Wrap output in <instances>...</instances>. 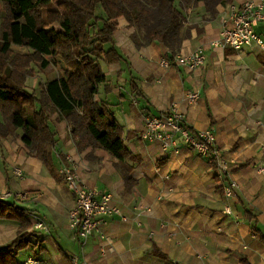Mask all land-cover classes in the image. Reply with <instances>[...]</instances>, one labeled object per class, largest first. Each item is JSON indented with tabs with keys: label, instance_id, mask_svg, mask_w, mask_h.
<instances>
[{
	"label": "crops",
	"instance_id": "crops-1",
	"mask_svg": "<svg viewBox=\"0 0 264 264\" xmlns=\"http://www.w3.org/2000/svg\"><path fill=\"white\" fill-rule=\"evenodd\" d=\"M226 4L217 5L212 17L201 1L191 6L196 12H189L184 23L189 35L175 55L202 46L204 63L196 68L173 58L162 66L167 49L156 42L136 47L130 38L134 28L123 17L116 19L113 46L121 58L100 63L105 81L95 98L110 110L128 150L138 158L127 160L133 179L129 187L114 156L99 147L78 151L68 124L57 113L50 116L57 169L63 157L84 186L110 192L123 210L125 220L113 215L102 227V243L110 251L101 254L95 235L81 240L68 228L74 197L62 177L57 179L38 158L26 154L21 131L0 140V166L8 167L7 177L0 171V190L15 185L36 196L20 206L29 210L32 224L41 222L49 229L32 225L36 241L17 253L18 264H72V256L87 264H264V168L258 170L264 158V50H233L215 43L218 14ZM255 29L264 38V25ZM189 91L197 92L195 102H187ZM172 104L189 127L213 132L214 145L229 161L230 177L238 184L234 197L224 196V181L207 156L183 142L179 150L163 152L158 142L141 139L144 117L159 115ZM13 166H19L22 178L13 175Z\"/></svg>",
	"mask_w": 264,
	"mask_h": 264
},
{
	"label": "trees",
	"instance_id": "trees-1",
	"mask_svg": "<svg viewBox=\"0 0 264 264\" xmlns=\"http://www.w3.org/2000/svg\"><path fill=\"white\" fill-rule=\"evenodd\" d=\"M1 1L6 16L0 30V140L17 136L19 129L27 153L59 179L54 160L56 138L50 124V116L57 113L68 124L76 149L99 147L114 156V165L129 187L133 179L127 160L138 158L128 150L123 130L110 110L95 98L98 86L105 81L100 60L110 63L121 58L113 46L116 19L123 17L134 28L130 38L136 47L156 42L167 49L166 56L171 58L189 35L183 7L201 1L206 14L212 17L217 5L232 0ZM59 7L65 12L59 13ZM12 45L26 50L13 52ZM55 55L66 66L65 75L45 71L50 67L47 56ZM37 71H44L45 78L28 89L27 79L36 76ZM188 130L196 135L192 127ZM60 160L65 162L63 157ZM28 214L27 208L0 197V221L16 223L14 236L0 246V264H18L17 253L36 241ZM251 228L259 230L254 222ZM260 238L264 242V236ZM154 250L164 257L157 248Z\"/></svg>",
	"mask_w": 264,
	"mask_h": 264
},
{
	"label": "built area",
	"instance_id": "built-area-1",
	"mask_svg": "<svg viewBox=\"0 0 264 264\" xmlns=\"http://www.w3.org/2000/svg\"><path fill=\"white\" fill-rule=\"evenodd\" d=\"M220 25L219 37L215 41L222 47H228L233 50L242 48H256L264 50V38L256 32L259 24L264 25V0H243L235 3L229 2L225 10L218 14ZM173 61L176 64L187 65L190 68H196L204 63V51L202 46H197L186 55H173ZM169 58L163 57L160 60L162 66L169 64ZM198 97L196 91H189L186 100L188 103L195 102ZM142 140L149 142H158L163 152L177 151L180 148V142L194 149L197 153L207 156L211 153L208 161L216 169L219 177L224 181L223 193L226 198H232L237 188L236 181L230 177L229 161L225 158L220 149L214 145V134L209 129L196 131L193 135L188 130V125L184 123L181 113L174 104L159 115H147L144 117L143 126L140 131ZM264 168V158L258 165V170ZM14 176L22 178V170L19 167L12 169ZM58 173L63 179L67 189L74 197V204L67 213V226L74 230L81 240L90 235H95L99 243V252L104 254L110 251L111 246H105L106 240L102 227L107 219L117 215L125 220L122 208L113 202L112 194L106 190H96L87 188L77 177L75 167L65 161L60 163ZM12 196L11 193L6 194ZM17 199H34L36 196L28 193L13 194ZM226 213L231 210L228 206L224 207ZM36 228L46 229L41 222L35 223ZM103 242V243H102ZM72 264H87L78 262L74 256L70 258ZM28 262L34 263L31 258Z\"/></svg>",
	"mask_w": 264,
	"mask_h": 264
},
{
	"label": "rangeland",
	"instance_id": "rangeland-1",
	"mask_svg": "<svg viewBox=\"0 0 264 264\" xmlns=\"http://www.w3.org/2000/svg\"><path fill=\"white\" fill-rule=\"evenodd\" d=\"M55 3H56V1H54V3H52V4L55 6L56 5ZM2 4L3 3L0 0V30L2 28L1 24L4 21L5 16H6V14L4 13V9H3V5ZM191 6H192V4L187 5L186 7H183L182 8V10L184 12V15H185V22L187 20V17L190 15V13L196 12L193 9L191 10ZM96 9H97V13L98 14H101L102 11H101L100 7H97ZM44 10H45L44 8L41 9V10H39V15L40 16L43 15V11ZM58 11H59V13H60V11L65 12V10L62 9V8H60V7L58 8ZM68 12L69 11H66V13H68ZM188 21H191V20H189V18H188ZM91 30H92V28H91ZM12 50H13V52H23L26 49L24 47H21V46L12 45ZM47 58L50 60V65H49L50 67L48 69H46L45 71H47V72H51L52 71V72H55V74L57 73L59 75H65L66 74V72H67L66 71V66L64 65L63 61L60 59L59 56H57V55H55V56H47ZM100 63L103 64V65L105 64L104 62H100ZM36 73H37L36 76H31V77H28V79H27V88L28 89L35 88L37 86V84H38L39 81H43L44 80V78H45L44 71L43 72L37 71ZM26 154H28V153L26 152ZM13 167H15V166H13ZM17 167H19V166H17ZM7 168H6V170L5 169L3 170L2 166H0V171H1L2 174L5 173V175H6L5 177L8 176L7 175V172H5V171H7ZM2 176H4V175H2ZM236 184H237V182H236ZM14 187H16V186L14 185L13 187H8L7 190L3 188L2 190H0V196L3 197V198H6V196H7L6 193L9 191L12 194V196H11L12 198L9 197L8 200L11 199L14 202H16L18 205H22V204L23 205H26L27 202L32 201V200L28 201V200H24V199L14 198L13 197V194L23 193V190H21V189H14ZM10 189H12V191ZM34 223H36V221ZM34 223H33V225H34ZM43 225H45V224H43ZM0 226L3 227V229L0 230V242H2V243L4 242V244H5L6 242H8L14 236L13 234H14V230L15 229L13 230V227L16 226V223L15 222H10V221L9 222H7V221H0ZM45 227L47 228L48 226H45ZM33 228H34V230H37L34 226H33ZM47 231H49L48 228H47ZM28 251H30V249ZM20 261H21V259H20Z\"/></svg>",
	"mask_w": 264,
	"mask_h": 264
}]
</instances>
